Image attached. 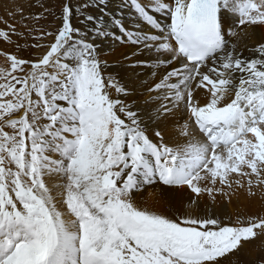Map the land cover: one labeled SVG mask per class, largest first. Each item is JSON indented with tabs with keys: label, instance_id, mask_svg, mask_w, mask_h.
Here are the masks:
<instances>
[{
	"label": "snow or ice",
	"instance_id": "obj_1",
	"mask_svg": "<svg viewBox=\"0 0 264 264\" xmlns=\"http://www.w3.org/2000/svg\"><path fill=\"white\" fill-rule=\"evenodd\" d=\"M5 14L0 264H264V0Z\"/></svg>",
	"mask_w": 264,
	"mask_h": 264
},
{
	"label": "bare ground",
	"instance_id": "obj_2",
	"mask_svg": "<svg viewBox=\"0 0 264 264\" xmlns=\"http://www.w3.org/2000/svg\"><path fill=\"white\" fill-rule=\"evenodd\" d=\"M14 2L23 4L27 10V5L30 3V0H0V16H4L5 18H7L6 14H5L6 8L11 6ZM1 27H3V26H1ZM109 59L111 60L112 58L109 57ZM241 200L243 201V197L241 198ZM245 203H247V202H245ZM237 207H239L241 210H244V211L256 212V211H260L261 205H260L259 201L252 202L250 204V206L247 208L244 207L243 203H241L240 205L232 204V205H228L227 210L229 212H235L237 210ZM246 257H249V256H246Z\"/></svg>",
	"mask_w": 264,
	"mask_h": 264
},
{
	"label": "rangeland",
	"instance_id": "obj_3",
	"mask_svg": "<svg viewBox=\"0 0 264 264\" xmlns=\"http://www.w3.org/2000/svg\"><path fill=\"white\" fill-rule=\"evenodd\" d=\"M33 11H38V9H34ZM7 19V18H6ZM1 26H3V25H1ZM0 26V27H1ZM250 258H252V257H246V259H250Z\"/></svg>",
	"mask_w": 264,
	"mask_h": 264
}]
</instances>
